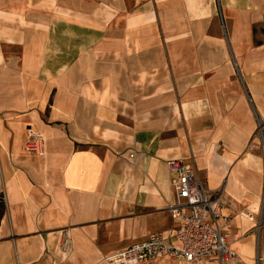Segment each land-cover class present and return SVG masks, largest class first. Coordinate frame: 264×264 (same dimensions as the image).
<instances>
[{
	"label": "crops",
	"instance_id": "1",
	"mask_svg": "<svg viewBox=\"0 0 264 264\" xmlns=\"http://www.w3.org/2000/svg\"><path fill=\"white\" fill-rule=\"evenodd\" d=\"M259 123L264 0H0V264H106L172 234L179 157L223 202L226 264H264Z\"/></svg>",
	"mask_w": 264,
	"mask_h": 264
},
{
	"label": "built area",
	"instance_id": "2",
	"mask_svg": "<svg viewBox=\"0 0 264 264\" xmlns=\"http://www.w3.org/2000/svg\"><path fill=\"white\" fill-rule=\"evenodd\" d=\"M259 131L263 135L264 126L260 123L255 132L260 138ZM24 149L42 155L43 135L30 132L24 141ZM168 163L171 166L174 198L167 208L176 222L174 232L164 235L161 230L151 231L146 238L103 255L102 262L137 264L155 257L172 256L185 259L189 264L205 261L226 264L230 258L233 250L228 243L227 227L225 223L217 222L218 217L224 221L227 219L222 213L223 202L219 195L206 188L193 163L181 157L169 160ZM170 236L178 244L172 243Z\"/></svg>",
	"mask_w": 264,
	"mask_h": 264
},
{
	"label": "trees",
	"instance_id": "3",
	"mask_svg": "<svg viewBox=\"0 0 264 264\" xmlns=\"http://www.w3.org/2000/svg\"><path fill=\"white\" fill-rule=\"evenodd\" d=\"M5 211V201L3 197V193L0 192V219Z\"/></svg>",
	"mask_w": 264,
	"mask_h": 264
},
{
	"label": "rangeland",
	"instance_id": "4",
	"mask_svg": "<svg viewBox=\"0 0 264 264\" xmlns=\"http://www.w3.org/2000/svg\"><path fill=\"white\" fill-rule=\"evenodd\" d=\"M259 135H260V138L262 139L261 140V143H262V141H263V139H264V131H263V135H261V133H260V131H259ZM263 137V138H262ZM264 144H259V151L261 152V151H263V148H264V146H263Z\"/></svg>",
	"mask_w": 264,
	"mask_h": 264
}]
</instances>
